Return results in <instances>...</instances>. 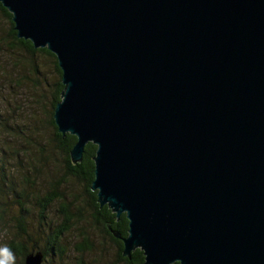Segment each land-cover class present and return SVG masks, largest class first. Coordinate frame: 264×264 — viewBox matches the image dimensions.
Wrapping results in <instances>:
<instances>
[{"label":"water","instance_id":"95a60500","mask_svg":"<svg viewBox=\"0 0 264 264\" xmlns=\"http://www.w3.org/2000/svg\"><path fill=\"white\" fill-rule=\"evenodd\" d=\"M62 71L58 130L144 264H264V0H0ZM41 251L25 264H43Z\"/></svg>","mask_w":264,"mask_h":264},{"label":"rangeland","instance_id":"374dc122","mask_svg":"<svg viewBox=\"0 0 264 264\" xmlns=\"http://www.w3.org/2000/svg\"><path fill=\"white\" fill-rule=\"evenodd\" d=\"M15 40L11 34V24L9 18L0 9V138L8 149V162L13 169L14 178L18 182L30 175L34 176L35 171L31 167L29 171V160L26 157L25 140L26 133L31 128L35 134L34 144L35 155L41 156L48 154L38 148V131H40V142L48 144L52 136V127L49 124V116L53 93L59 80L53 60L47 55L37 54L36 68L27 58V54L16 47ZM15 129V131H14ZM51 160L40 163L38 179L30 178L29 182L24 181V188L36 192L38 196L51 190V180L60 172H63L61 157L52 156ZM43 161V159H42ZM28 164V165H27ZM24 165V166H23ZM63 167V168H62ZM36 186V187H35ZM61 198H66L69 203H75L83 211L84 216L74 219L70 231L63 239L68 253L63 258L65 264H125L117 255V247L109 238H105L101 231L95 226L91 218V208L88 197L84 192V182L74 178H67L60 184ZM65 199V200H66ZM14 212H18V204H14ZM60 200L55 201L48 212V225L57 228L63 220L58 212L61 208ZM30 220L28 230L32 233L36 229L38 220L37 206L27 203ZM5 230L0 233V248L5 247L18 230L15 219L7 220ZM34 232V231H33ZM83 234L87 235L93 242L92 250L85 253H77L74 250V242L82 241ZM44 236L36 235L38 248L44 246ZM45 237V236H44ZM35 239V238H34ZM74 243V244H73ZM15 256V264H18ZM43 264H59L55 260H47Z\"/></svg>","mask_w":264,"mask_h":264},{"label":"trees","instance_id":"16d2710c","mask_svg":"<svg viewBox=\"0 0 264 264\" xmlns=\"http://www.w3.org/2000/svg\"><path fill=\"white\" fill-rule=\"evenodd\" d=\"M0 9L5 13L9 18L11 24V34L15 40L16 48L25 52L27 58L34 64L36 68V58L37 54H44L52 58L55 69L59 74V80L56 85V89L53 93V100L51 104V111L49 116V124L52 127V136L49 143L46 145L40 142L39 136L40 131H38V148L42 151L48 152L46 155H42L41 159L38 155H35L34 144L35 134L34 131L27 127V135L25 144L26 157L29 160V166L26 167V170L29 171L30 168H33L32 173L35 171V175L29 177L26 176L18 182L14 178V172L9 164L8 160V149L12 152V148L6 147L3 145L0 138V233L1 230H5L4 226L9 219H15L17 221L18 230L14 232L13 237L9 239L7 247L11 250L13 254L16 255L18 264H25V257L31 252L41 251L44 254V262L47 260H55L59 264H65L63 261L65 254L68 253L66 246H64L63 239L66 234L70 231L73 220L80 219L84 216L83 211L76 206L75 203H69V201L64 198H61L62 195L59 191L60 184L65 181L67 178H74L76 180L84 182V192L88 197V202L91 208V218L95 226L101 231V234L105 238H109L112 242L115 243L117 247V255L119 260L125 264H144V254L141 249H136L132 252V257L128 258L123 255V242L121 239L117 238L113 231L120 233L122 236L128 235V219L125 214H122L120 218L105 205L101 207L97 202L96 192L91 190V183L94 179V156L96 153L97 146L93 143H88L85 147V152L83 155V160L80 163L74 164L71 159V149L77 141L76 136L67 133L63 135L55 124L54 121V111L57 103L61 100V92L64 88L62 83V71L58 65L57 57L52 53L48 48H35L33 43L30 40H25L18 38L16 30L14 29V23L12 21V14L4 8L0 3ZM37 70V68H36ZM15 131V129H14ZM61 157V163L63 172L58 173L51 180L50 188L51 190L46 191L44 194L38 196V188L36 187V192L33 190H27L24 188V181L29 182L30 178L38 179V170L40 163L43 164L46 160H51L52 156ZM43 159V161H42ZM28 165V164H27ZM24 166V165H23ZM40 171V170H39ZM61 203V208L58 209V212L62 215L63 220L57 228H53L52 225H48V212L55 201ZM14 204H18V212H14ZM27 203H31L37 206L38 209V220L36 229L32 233L28 230V225L30 220L29 209ZM42 236L44 241V246L38 248V242L36 240V235ZM35 238V239H34ZM75 243V244H74ZM74 250L77 253H85L86 251L92 250L93 242L90 241L88 236L83 234L82 241L74 242ZM173 264H179L175 262Z\"/></svg>","mask_w":264,"mask_h":264},{"label":"clouds","instance_id":"9594fccd","mask_svg":"<svg viewBox=\"0 0 264 264\" xmlns=\"http://www.w3.org/2000/svg\"><path fill=\"white\" fill-rule=\"evenodd\" d=\"M0 264H15V256L7 246L0 248Z\"/></svg>","mask_w":264,"mask_h":264}]
</instances>
